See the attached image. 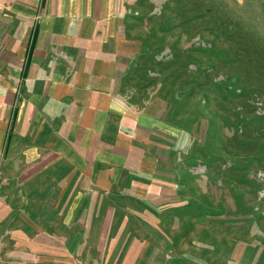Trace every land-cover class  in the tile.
Instances as JSON below:
<instances>
[{"label":"rangeland","instance_id":"obj_1","mask_svg":"<svg viewBox=\"0 0 264 264\" xmlns=\"http://www.w3.org/2000/svg\"><path fill=\"white\" fill-rule=\"evenodd\" d=\"M119 1L141 53L127 89L179 132L180 201L143 235L69 252L43 211L35 230L0 151V264H264V0Z\"/></svg>","mask_w":264,"mask_h":264},{"label":"crops","instance_id":"obj_2","mask_svg":"<svg viewBox=\"0 0 264 264\" xmlns=\"http://www.w3.org/2000/svg\"><path fill=\"white\" fill-rule=\"evenodd\" d=\"M133 24L119 0H0V151L35 230L43 211L69 252L73 237L143 235L180 201L177 127L127 89Z\"/></svg>","mask_w":264,"mask_h":264}]
</instances>
